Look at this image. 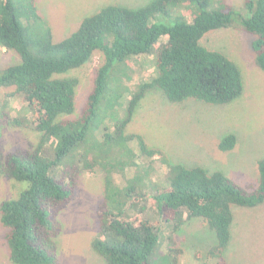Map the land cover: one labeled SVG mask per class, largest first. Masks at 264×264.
<instances>
[{
    "label": "trees",
    "instance_id": "1",
    "mask_svg": "<svg viewBox=\"0 0 264 264\" xmlns=\"http://www.w3.org/2000/svg\"><path fill=\"white\" fill-rule=\"evenodd\" d=\"M219 29L252 35L255 64L264 73V0H243L240 8L227 0H152L134 9L109 4L82 18L60 41H54L36 0H0V46L19 57L18 64L0 70V87H14L24 96L37 135L25 148L0 149V169L22 186L15 197L0 201L10 263L58 264V219L73 196L78 168L68 177L56 166L105 120L101 140L93 138L98 158L80 165L104 171L93 251L104 264H181L184 250L174 236L196 218L216 239L206 259L225 264L232 208L264 203V157L257 162L256 185L246 188L222 170L172 165L161 149L126 132L149 91H160L173 104L193 99L224 105L242 95L238 65L201 43ZM95 52L103 62L81 114L72 118L80 80L71 72L90 63ZM151 53L155 74L135 80L134 61ZM236 142L227 134L217 148L227 153ZM157 167L163 172L160 181L154 180Z\"/></svg>",
    "mask_w": 264,
    "mask_h": 264
},
{
    "label": "rangeland",
    "instance_id": "2",
    "mask_svg": "<svg viewBox=\"0 0 264 264\" xmlns=\"http://www.w3.org/2000/svg\"><path fill=\"white\" fill-rule=\"evenodd\" d=\"M150 1L36 0L40 14L52 28L54 41L70 35L82 18L100 7L119 3L134 9ZM227 2L240 8L243 0ZM253 39L243 31L219 29L207 33L201 41L206 48L223 53L238 65L243 80V93L239 98L224 105H210L193 99L173 104L160 91H149L141 99L126 132L139 134L149 147L161 149L172 165L199 166L208 172L222 170L235 183L254 187L258 181L257 162L264 157V73L255 64ZM102 62L101 52H95L90 63L71 72L80 80L72 118L81 114ZM18 63L17 55L0 46V70ZM133 64L135 80H147L156 72L155 53L139 56ZM25 105L24 96L14 87H0V149L4 153L37 142ZM123 117L122 111L119 118ZM102 129L105 130V120L95 134L89 131L83 147L74 150L56 166L68 177L78 168L74 174L73 196L58 219L61 225L58 264H104L91 246L99 232L97 209L103 197L104 171L80 168L85 160L98 158L100 149H94L96 141L93 138L95 135L101 140ZM227 134H234L237 142L232 151L223 153L217 145ZM131 148L136 150V145L131 144ZM143 162L148 164L146 159ZM157 170L154 180L160 181L163 172L158 167ZM115 177L119 179L120 175ZM21 188L0 169V201L15 197ZM232 210L234 225L225 252V264H264V203L254 208L234 206ZM149 212V217H155ZM194 220L184 224L174 236L176 244L180 243L184 250L181 264H212L205 254L216 242L215 235L209 230L204 231L201 221ZM5 233L6 229L0 223V264H12Z\"/></svg>",
    "mask_w": 264,
    "mask_h": 264
}]
</instances>
